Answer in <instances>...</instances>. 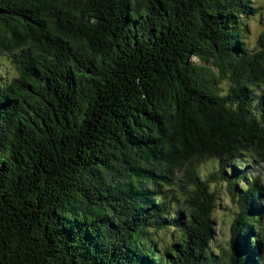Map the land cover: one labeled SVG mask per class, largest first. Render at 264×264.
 <instances>
[{
	"label": "trees",
	"instance_id": "16d2710c",
	"mask_svg": "<svg viewBox=\"0 0 264 264\" xmlns=\"http://www.w3.org/2000/svg\"><path fill=\"white\" fill-rule=\"evenodd\" d=\"M258 9L0 0L17 72L0 78V264H264L262 177L238 169L264 163ZM222 180L238 208L216 248Z\"/></svg>",
	"mask_w": 264,
	"mask_h": 264
},
{
	"label": "rangeland",
	"instance_id": "374dc122",
	"mask_svg": "<svg viewBox=\"0 0 264 264\" xmlns=\"http://www.w3.org/2000/svg\"><path fill=\"white\" fill-rule=\"evenodd\" d=\"M256 6H259L258 11L246 17L245 23L247 24V30L244 33V42L248 49L255 50L258 46V38L259 35L264 31V0H252ZM17 74L14 67L11 65L9 61V57L5 55L0 56V78L2 81H7L10 77L15 76ZM221 86L224 89L229 87V83L227 80L222 81ZM242 166H240V171L247 167L248 174L247 176H259L262 177L261 184L264 185V163L263 162H255L251 160ZM217 160L213 161H205L201 162L197 169L198 171L203 172V174H207L213 170V165L218 164ZM239 167V166H238ZM197 171V172H198ZM230 174L234 175L235 172H231ZM237 177L234 175V178ZM227 182L222 180L218 186L221 191V198L218 200L217 208L214 211V217L217 224V234L215 240L213 241V245L216 248H220L221 246H227L229 238L231 236V228L233 224V219L236 215L238 205L235 204L229 195V192L226 188ZM261 206L264 207V190H262V201L257 200Z\"/></svg>",
	"mask_w": 264,
	"mask_h": 264
}]
</instances>
